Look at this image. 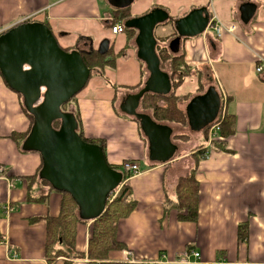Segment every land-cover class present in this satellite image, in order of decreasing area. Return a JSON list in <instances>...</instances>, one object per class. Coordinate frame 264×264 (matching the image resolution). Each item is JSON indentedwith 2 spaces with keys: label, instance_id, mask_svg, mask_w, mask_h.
Here are the masks:
<instances>
[{
  "label": "crops",
  "instance_id": "0c3cea01",
  "mask_svg": "<svg viewBox=\"0 0 264 264\" xmlns=\"http://www.w3.org/2000/svg\"><path fill=\"white\" fill-rule=\"evenodd\" d=\"M199 10L209 24L216 18L226 25L236 24V31L219 37L207 27L197 37H181L176 23ZM156 11L168 15L154 30L159 63L158 48L165 46L172 54L183 53L190 66L191 74L177 96L194 98L214 88L221 101L226 98L225 114L234 117L235 131L224 151L214 150L203 132L161 124L171 129L177 151L167 162L153 160L141 123L121 109L129 96L138 93L126 94L122 87L137 86L143 80L144 88L150 78L149 66L139 56L140 32L126 24ZM23 24L46 26L62 49L81 57L99 51L104 42L116 57L114 67H105V76L91 77L90 73L84 88L71 100L73 105L69 109L66 105L63 111L72 114L77 132L79 116L84 136L105 142L100 147L105 161L112 169L120 168L113 170L123 178L117 189L129 184L137 202L118 225L117 240L125 249L111 252L109 262L264 264V71L257 72L264 64V0H134L124 8L109 0H0V38ZM118 24L125 26L124 33L112 32ZM176 40L178 52L173 53L171 44ZM200 84L203 93L198 91ZM188 103L181 105L185 111ZM30 129L22 97L0 73V234L4 238L0 264H93L88 259L65 257L50 263L46 258V219L60 216L64 193L40 179L41 156L13 140L14 134H26ZM180 134L189 135L190 140L175 139ZM200 151H208L209 158ZM196 161L198 220L182 222L178 212L166 211L165 205L168 200L177 201V183ZM124 162L138 164L141 173L125 181ZM31 177H36L32 184ZM117 189L108 195L104 211ZM44 195L47 198L41 200ZM76 211L81 221L76 226L75 250L86 254L93 222L104 211L93 219L83 218L77 203ZM245 224L248 240L242 242L239 231ZM187 251L200 256L185 260Z\"/></svg>",
  "mask_w": 264,
  "mask_h": 264
},
{
  "label": "water",
  "instance_id": "95a60500",
  "mask_svg": "<svg viewBox=\"0 0 264 264\" xmlns=\"http://www.w3.org/2000/svg\"><path fill=\"white\" fill-rule=\"evenodd\" d=\"M109 1L124 8L134 0ZM167 20L166 13L156 11L127 22V27H135L140 32L139 56L147 62L150 78L141 91L129 96L121 106L125 115L141 123L149 140L151 158L161 162L172 159L177 151L171 140L172 131L139 109L145 94L165 96L171 91L169 76L159 67L154 37L155 28ZM208 24L204 11L199 10L177 22L176 30L183 38H194L204 34ZM178 47L176 40L171 44L172 52L177 53ZM107 49L108 42H104L99 51L106 53ZM0 73L22 97L24 108L34 118L24 150L41 156L40 179L54 190L71 195L83 218H98L108 195L118 188L123 178L107 165L99 146L79 136L72 114L62 111L90 78L91 71L81 54L62 49L46 26L23 24L0 38ZM221 106V98L214 88L192 98L186 108L191 131L202 132L213 125Z\"/></svg>",
  "mask_w": 264,
  "mask_h": 264
},
{
  "label": "trees",
  "instance_id": "16d2710c",
  "mask_svg": "<svg viewBox=\"0 0 264 264\" xmlns=\"http://www.w3.org/2000/svg\"><path fill=\"white\" fill-rule=\"evenodd\" d=\"M125 17L122 16L121 18ZM169 21H173L170 19ZM170 38H166L168 41ZM69 51V50H68ZM158 56L162 71L169 73L171 82V91L168 95L162 96L154 93H147L141 100L140 109L142 114H146L158 124L177 125L181 127H188V119L186 111L181 107L182 103H188L192 98L188 96H177V90L183 85L186 78L191 74L190 66L185 61V55L172 54L168 47H159ZM84 64L91 71L93 76H105V67L115 66L116 57L113 55L112 49L106 53L94 51L91 54L82 56ZM143 80L137 86L124 87L126 94H134L143 89ZM199 93L204 92L202 84L199 86ZM120 90L116 91V100L118 99ZM222 102V101H221ZM25 114L31 121V128L33 126L34 118L24 108ZM134 121L137 119L132 118ZM79 124V136L87 143L97 145L102 149L105 147V142L102 140H92L84 136L81 131V122L77 116ZM210 128L202 131L206 139H209ZM235 120L233 116L225 114L221 124V138L212 141V148L216 151L226 150L227 139L234 134ZM31 129L26 134H14L13 140L19 146H22L24 141L28 138ZM175 139L188 142L190 136L187 134H180L175 136ZM204 155V151L199 152ZM190 170L186 177L179 179L175 188L177 201L168 200L165 209L166 211L176 210L178 212V219L182 222L196 223L198 220V201L200 185L196 179L197 164ZM120 170V168H113ZM122 171V170H121ZM39 175V174H38ZM38 175L36 177H38ZM36 177H31L29 182L32 184ZM124 179H128L124 175ZM44 182V181H43ZM45 183V182H44ZM52 189V187H50ZM47 196H41V200H45ZM137 202L133 197L132 188L129 184H123L121 188L114 192V197L107 203L106 210L103 214L93 222L91 237L88 244L86 254L77 252L76 249V226L81 221L76 211V203L73 198L64 193L62 200L61 213L57 218H47V243H46V258L48 262L54 263L60 257L66 259L78 260L88 259L93 264H128V263H112L109 262V255L113 251H121L125 246L117 240V229L119 222L126 219L136 208ZM239 237L242 242L248 240V226L242 225L239 231ZM4 238L0 234V241Z\"/></svg>",
  "mask_w": 264,
  "mask_h": 264
},
{
  "label": "built area",
  "instance_id": "2783aa9c",
  "mask_svg": "<svg viewBox=\"0 0 264 264\" xmlns=\"http://www.w3.org/2000/svg\"><path fill=\"white\" fill-rule=\"evenodd\" d=\"M58 1L62 2L64 0H58ZM208 29L212 30L217 36L221 37L224 32L234 33L237 29V25L236 24L226 25V24L220 22L219 20H217L216 18H214V19H212L211 23L209 24ZM125 31H126L125 26L121 25V24H118V25L112 27V32L114 34H121V33H124ZM263 71H264V64L259 65L257 67V72L263 73ZM225 105H226V98H224L222 101L221 111H220V114H219L217 120L214 122L213 125H211L209 127L210 128V131H209L210 142L219 138V134L221 132V124H222V121L224 119V114H225ZM209 155H210V153L208 151H206L204 153V157L206 159L209 158ZM121 169L128 178H131L132 176L139 175L141 173L140 166L134 162H124L121 165ZM9 210L11 211V209L8 208V211ZM190 256H194L195 258H198L200 256V254L192 252V251H187L184 254L185 260L189 259Z\"/></svg>",
  "mask_w": 264,
  "mask_h": 264
},
{
  "label": "rangeland",
  "instance_id": "374dc122",
  "mask_svg": "<svg viewBox=\"0 0 264 264\" xmlns=\"http://www.w3.org/2000/svg\"><path fill=\"white\" fill-rule=\"evenodd\" d=\"M140 4V3H139ZM139 4L137 5V6H139ZM136 7V6H135ZM122 59H124L123 57H122ZM111 81H115V80H111ZM117 84V83H116ZM117 85H119V84H117ZM123 88V87H122ZM73 101H71L70 103H69V107L67 108V109H69L70 108V106H72L73 105ZM139 111H141V109H139ZM141 113V112H140Z\"/></svg>",
  "mask_w": 264,
  "mask_h": 264
},
{
  "label": "flooded vegetation",
  "instance_id": "af4514ba",
  "mask_svg": "<svg viewBox=\"0 0 264 264\" xmlns=\"http://www.w3.org/2000/svg\"><path fill=\"white\" fill-rule=\"evenodd\" d=\"M66 105H69V103H68V104H66ZM66 105H64V106L62 107V111H64V110H65L64 108H65V106H66Z\"/></svg>",
  "mask_w": 264,
  "mask_h": 264
}]
</instances>
